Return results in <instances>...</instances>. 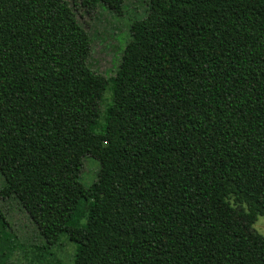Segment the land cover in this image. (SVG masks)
<instances>
[{
    "label": "trees",
    "instance_id": "trees-1",
    "mask_svg": "<svg viewBox=\"0 0 264 264\" xmlns=\"http://www.w3.org/2000/svg\"><path fill=\"white\" fill-rule=\"evenodd\" d=\"M123 3L0 0V199L73 264H264V0H148L106 78L73 7Z\"/></svg>",
    "mask_w": 264,
    "mask_h": 264
},
{
    "label": "rangeland",
    "instance_id": "rangeland-1",
    "mask_svg": "<svg viewBox=\"0 0 264 264\" xmlns=\"http://www.w3.org/2000/svg\"><path fill=\"white\" fill-rule=\"evenodd\" d=\"M65 1L70 5L72 3V0ZM73 11L76 20L91 38L89 68L106 78L114 76L122 51L130 40V26L132 22L146 16L148 0H124L120 12L98 7L89 14L79 5L73 7ZM109 99L110 93L106 91L100 101L101 115ZM98 168V162L89 156L72 163V169L85 187L96 179ZM3 186L4 179L0 173V189ZM231 204L233 205L232 201ZM0 209L7 219L8 232L14 236L18 245L5 264H73L75 245L66 237L60 239V244L45 249V242L39 236L35 224L14 198L0 199ZM253 227L258 234L264 236V218L258 217Z\"/></svg>",
    "mask_w": 264,
    "mask_h": 264
}]
</instances>
